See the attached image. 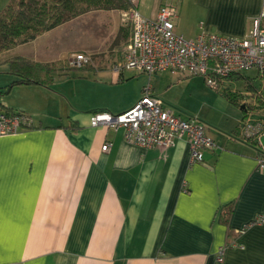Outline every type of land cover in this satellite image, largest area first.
I'll return each mask as SVG.
<instances>
[{
	"label": "crops",
	"instance_id": "obj_1",
	"mask_svg": "<svg viewBox=\"0 0 264 264\" xmlns=\"http://www.w3.org/2000/svg\"><path fill=\"white\" fill-rule=\"evenodd\" d=\"M167 2L186 38L243 37L264 9V0H139L137 8L154 17ZM127 18L87 10L0 53V107L30 118L0 135V264H264V222H252L264 209V173L243 136L244 112L223 130L206 127L217 147L204 149L202 162H191L184 137L144 148L127 142L123 127L90 124L94 112L121 113L142 95L143 76L112 89L140 74L111 69L131 34ZM76 53L91 58L79 72L6 87L12 57L52 63Z\"/></svg>",
	"mask_w": 264,
	"mask_h": 264
},
{
	"label": "built area",
	"instance_id": "obj_2",
	"mask_svg": "<svg viewBox=\"0 0 264 264\" xmlns=\"http://www.w3.org/2000/svg\"><path fill=\"white\" fill-rule=\"evenodd\" d=\"M130 2L131 8L126 14L131 23V34L121 58L111 66L115 73L133 70L148 76L163 71L183 76L201 75L210 87L217 89L221 79L233 73L254 70L264 83V26L261 25L264 9L253 19L252 27L243 37L201 31L194 38H186L175 31L178 8L174 2L161 4L154 17H145L139 12V0ZM68 63L81 68L91 63V58L84 53H76L68 59ZM258 94L262 96L260 92ZM261 109L263 111L258 117H254L251 109H246L243 136L257 145V166L264 173V146L260 139L264 134V105ZM90 124L123 127L125 140L144 148L167 147L184 137L189 145L191 162H202V151L217 147L203 122L195 117L177 115L151 92L150 82L143 87L141 97L129 109L118 114L94 112ZM29 125L30 118L26 114L9 113L0 107V135ZM109 145L104 143L101 149L105 151ZM252 222H264V209Z\"/></svg>",
	"mask_w": 264,
	"mask_h": 264
},
{
	"label": "rangeland",
	"instance_id": "obj_3",
	"mask_svg": "<svg viewBox=\"0 0 264 264\" xmlns=\"http://www.w3.org/2000/svg\"><path fill=\"white\" fill-rule=\"evenodd\" d=\"M126 27L131 28L130 21ZM82 45L83 38L75 39L74 43L69 45L71 47L69 50H75ZM68 54L67 52L65 56L67 57ZM71 71L81 70L75 68ZM140 76L144 77V85H146L148 76L140 73L126 79L123 86L112 88L113 92H120L126 87L133 86ZM149 81L154 84L158 92L157 96L165 105L181 117L190 116L204 120L206 127L213 132L235 124L243 115L244 111L241 107L243 104L251 109L254 116L263 111L261 108L264 105V83L254 70L241 71L225 78L217 89L210 87L201 75L182 76L164 72L152 74ZM257 90L262 94L261 97L256 96Z\"/></svg>",
	"mask_w": 264,
	"mask_h": 264
},
{
	"label": "trees",
	"instance_id": "obj_4",
	"mask_svg": "<svg viewBox=\"0 0 264 264\" xmlns=\"http://www.w3.org/2000/svg\"><path fill=\"white\" fill-rule=\"evenodd\" d=\"M130 8V0H7L0 8V53L30 41L42 32L87 10L118 9L127 13ZM73 69L75 67L69 65L67 59L41 63L21 56L12 57L8 61V72L13 79L6 87L30 83L49 85L55 72L66 73ZM223 80L221 79L220 83ZM255 94L260 97L258 90ZM241 107L244 113L249 109L244 104ZM7 112L10 113L8 110Z\"/></svg>",
	"mask_w": 264,
	"mask_h": 264
}]
</instances>
